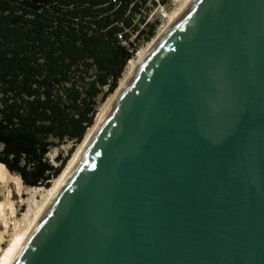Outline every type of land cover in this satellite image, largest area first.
<instances>
[{
    "label": "water",
    "instance_id": "obj_1",
    "mask_svg": "<svg viewBox=\"0 0 264 264\" xmlns=\"http://www.w3.org/2000/svg\"><path fill=\"white\" fill-rule=\"evenodd\" d=\"M14 264H264V0H191Z\"/></svg>",
    "mask_w": 264,
    "mask_h": 264
},
{
    "label": "trees",
    "instance_id": "obj_2",
    "mask_svg": "<svg viewBox=\"0 0 264 264\" xmlns=\"http://www.w3.org/2000/svg\"><path fill=\"white\" fill-rule=\"evenodd\" d=\"M148 4L0 0V165L26 187L49 189L94 126L98 98L116 92L137 53L129 40ZM69 141L56 167L48 155Z\"/></svg>",
    "mask_w": 264,
    "mask_h": 264
},
{
    "label": "bare ground",
    "instance_id": "obj_3",
    "mask_svg": "<svg viewBox=\"0 0 264 264\" xmlns=\"http://www.w3.org/2000/svg\"><path fill=\"white\" fill-rule=\"evenodd\" d=\"M190 2L191 0H182L181 4L179 5L180 7L178 9L176 8L177 10L170 16L169 20H167L168 22L164 24V26L158 31L157 35L153 38V40L146 47L141 49L137 53V56H135V58L129 62L124 72V76L120 81L118 89L113 95H111L108 101L99 110L94 126L87 131L84 140L75 150L73 156L70 158L68 164L66 165L61 175L53 181V184L49 189H46L44 201L41 205H39L38 208H36L37 210L34 213L33 219L29 221L27 229H25V231L23 230L22 233H20L18 223L15 220V209L13 203H11V194L10 192H8V195H6L7 197L5 202L0 205V227L3 226L5 228L4 233L6 235L9 234L11 225H14V227L18 229V231H16V234L11 237L12 240L9 244V247L0 256V264L15 263L23 248L27 244L28 240L31 238L32 234L37 229V226L48 212L51 204L57 197L59 191L70 177L77 163L80 161L82 155L91 143L101 124L103 123L107 115L111 112L114 105L117 103L123 91L129 85L132 78L135 76L139 68L143 65L144 61L153 51L158 42L177 22V20L180 18V16L182 15V13ZM11 179L12 178L10 176L9 170L5 166L0 165V184L6 185L10 182ZM17 179L18 180H15L18 181V186H20L22 181L19 178ZM3 240L4 234L0 233V251L2 250L1 245L3 243Z\"/></svg>",
    "mask_w": 264,
    "mask_h": 264
},
{
    "label": "rangeland",
    "instance_id": "obj_4",
    "mask_svg": "<svg viewBox=\"0 0 264 264\" xmlns=\"http://www.w3.org/2000/svg\"><path fill=\"white\" fill-rule=\"evenodd\" d=\"M177 1L178 2H172L170 4V6H171L170 11L171 12H174L176 10V8L180 7L179 5L181 4L182 0H177ZM167 20L168 19L164 20V22L162 24L163 26H164V24H166L168 22ZM163 26H161L159 28H156L154 37L157 35L158 31ZM151 41H148V42H145V43L141 44L139 46V48H138L137 53L141 49L146 47ZM137 53H136L135 56H137ZM108 99L106 100V102L108 101ZM98 101H99V105H98V112H99L101 107L106 102L105 103H100L101 102V96L98 98ZM72 147H73V142H70V141L66 142L64 145L52 149V151L48 155V158L57 167V166L60 165L58 160H57L58 157L60 155H62L63 158L68 157L69 156V152L72 149ZM76 149H77V147H76ZM69 160H68V162H69ZM68 162H67V164H68ZM10 176H11L12 179L10 180L9 183H7L6 185L0 184V205H2L5 202L6 197H7L6 195H8V192H10V194H11V196H10L11 203H13V205H14L15 214H16L15 215V220L18 223V226H19V229H20L19 230L20 233H22L23 230L25 231V229H27V227L29 225V221L33 219L34 213L37 210L36 208H38L39 205H41L42 202L44 201V195H46V188H44V187H41V188H29V187H26L23 184V182H21V185L18 186V181H16V180H18L17 178H19V179H21V178L19 176L13 175L11 173H10ZM16 231H18V229H16L14 227V225H11L10 232H9V234L6 235L4 233L5 232V228L3 226L0 227V233L4 234V240H3V243L1 245L2 246L1 247L2 250L0 251V256L9 247V244H10V242L12 240L11 237L16 234Z\"/></svg>",
    "mask_w": 264,
    "mask_h": 264
},
{
    "label": "built area",
    "instance_id": "obj_5",
    "mask_svg": "<svg viewBox=\"0 0 264 264\" xmlns=\"http://www.w3.org/2000/svg\"><path fill=\"white\" fill-rule=\"evenodd\" d=\"M172 2L178 1L149 0L148 6L143 10L142 15H140L135 21V27H137V30L132 33L129 40L134 44V50L136 49L138 51L139 46L147 42V37L153 26H156V28L163 26L162 24L164 20H169L170 16L178 9L177 8L174 12L170 11V4ZM151 40H153V38ZM125 44L127 45V43ZM105 90H108V88H105Z\"/></svg>",
    "mask_w": 264,
    "mask_h": 264
}]
</instances>
